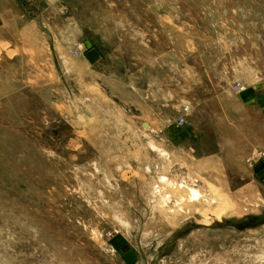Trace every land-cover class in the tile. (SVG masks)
Returning <instances> with one entry per match:
<instances>
[{
    "label": "rangeland",
    "instance_id": "obj_1",
    "mask_svg": "<svg viewBox=\"0 0 264 264\" xmlns=\"http://www.w3.org/2000/svg\"><path fill=\"white\" fill-rule=\"evenodd\" d=\"M0 264H264V0H0Z\"/></svg>",
    "mask_w": 264,
    "mask_h": 264
},
{
    "label": "built area",
    "instance_id": "obj_2",
    "mask_svg": "<svg viewBox=\"0 0 264 264\" xmlns=\"http://www.w3.org/2000/svg\"><path fill=\"white\" fill-rule=\"evenodd\" d=\"M238 86H237V88H238V90L239 91H243V90H245V87L244 86H242L241 84H237ZM182 123H184L185 122V120L183 119V118H181V120H180Z\"/></svg>",
    "mask_w": 264,
    "mask_h": 264
},
{
    "label": "crops",
    "instance_id": "obj_3",
    "mask_svg": "<svg viewBox=\"0 0 264 264\" xmlns=\"http://www.w3.org/2000/svg\"><path fill=\"white\" fill-rule=\"evenodd\" d=\"M88 99L90 100L89 97H88ZM156 115H157V114H156ZM156 115H155V116H156ZM155 116H154V113H152V114L149 116V118H151V117H155ZM144 126H145V124L143 123V128H144Z\"/></svg>",
    "mask_w": 264,
    "mask_h": 264
},
{
    "label": "water",
    "instance_id": "obj_4",
    "mask_svg": "<svg viewBox=\"0 0 264 264\" xmlns=\"http://www.w3.org/2000/svg\"><path fill=\"white\" fill-rule=\"evenodd\" d=\"M145 127H148V124L145 123Z\"/></svg>",
    "mask_w": 264,
    "mask_h": 264
},
{
    "label": "bare ground",
    "instance_id": "obj_5",
    "mask_svg": "<svg viewBox=\"0 0 264 264\" xmlns=\"http://www.w3.org/2000/svg\"><path fill=\"white\" fill-rule=\"evenodd\" d=\"M149 126V125H148ZM145 128H148V127H145ZM194 192V191H193ZM196 195H197V193H196Z\"/></svg>",
    "mask_w": 264,
    "mask_h": 264
}]
</instances>
